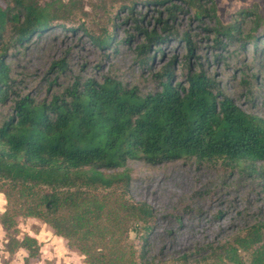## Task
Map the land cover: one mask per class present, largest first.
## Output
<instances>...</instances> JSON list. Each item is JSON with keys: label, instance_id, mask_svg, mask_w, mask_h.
Returning a JSON list of instances; mask_svg holds the SVG:
<instances>
[{"label": "trees", "instance_id": "1", "mask_svg": "<svg viewBox=\"0 0 264 264\" xmlns=\"http://www.w3.org/2000/svg\"><path fill=\"white\" fill-rule=\"evenodd\" d=\"M168 1L153 0V4L158 7ZM6 2L0 6V103L13 96V104L10 116L0 124V193L7 202L0 225L7 235L3 251L8 256L23 249L24 264L38 257L40 246L34 237L17 238L18 219L33 218L65 239L84 264H151L145 246L137 250L127 239L134 225L147 232L154 219L148 205L128 199L131 160L155 165L193 159L220 162L249 175L264 172V122L242 111L201 71L189 73L186 84H174L167 65L152 75L158 87L144 94L114 78L76 77L53 91L49 100L19 96L3 60L9 43L3 46L2 34L9 32L12 45L20 46L31 35L51 28L65 6L43 7L40 0ZM184 4L192 8V19L214 23L211 31L218 46L224 47L221 38L241 46L248 41L254 47L264 39V29L258 32L264 20L252 11L239 12L241 20L224 26L210 0ZM121 9L143 38L136 46L142 67L150 65L151 46L161 53V45L176 38L184 42L183 66L189 68L193 37L188 32L178 34L170 25L182 6L166 5L165 13L157 11L151 29L132 5ZM248 16L253 18L245 34L247 22L242 19ZM90 38L101 49H115L111 36ZM65 67L61 63L58 71ZM54 81L48 86H56ZM263 237L264 225L257 223L243 235L209 245L200 258L184 255L179 260L183 264H210L211 258L227 264H264Z\"/></svg>", "mask_w": 264, "mask_h": 264}, {"label": "rangeland", "instance_id": "2", "mask_svg": "<svg viewBox=\"0 0 264 264\" xmlns=\"http://www.w3.org/2000/svg\"><path fill=\"white\" fill-rule=\"evenodd\" d=\"M184 2L170 0L156 7L153 0H40L43 7L65 6L51 22V28L38 36L31 35L20 46L12 45L9 32L1 37L3 46L9 43L3 60L9 65L14 92L36 101L49 100L53 91L66 87L76 77L98 81L110 77L144 94L158 87L152 75L169 65L172 83L186 84L189 73L201 71L212 77L223 95L242 111L264 122V39L254 47L248 41L241 46V43L232 44L221 38L224 47L218 46L211 31L214 23L192 19L193 10ZM210 2L221 25L241 20L239 12L244 11H252L255 17L264 20V0ZM6 3L0 0V6ZM124 5H132L144 15L148 29L154 27L157 11L165 13L166 5L182 6L183 10L170 25L178 34L188 32L193 37L195 49L188 58L189 68L183 66L184 42L176 38L162 44L161 53L151 46L150 65L142 67L137 60L136 46L143 43V38L134 30L133 22L125 20L127 11L121 9ZM250 18L253 16L242 19L247 22L243 27L245 34L251 25ZM263 29L261 22L258 32ZM90 36H111L115 49H101ZM61 63L66 67L60 73L58 65ZM54 78L56 86L49 87V81ZM12 99L13 96L0 103V124L11 114ZM127 169L128 199L145 203L154 213L147 232L137 224L127 233L134 248L145 246L148 263L183 264L179 259L184 255L200 258L209 245L243 235L257 223L264 225V172L249 175L220 162L193 159L155 165L131 160ZM6 207V199L0 193V215ZM24 235L34 237L40 246L38 257L28 259L27 264H80L83 261L77 251L67 246L65 239L54 235L53 230L38 219H18L17 238ZM6 239L0 225V264H24L27 252L20 249L8 256L3 251ZM208 263L227 264L213 258Z\"/></svg>", "mask_w": 264, "mask_h": 264}, {"label": "crops", "instance_id": "3", "mask_svg": "<svg viewBox=\"0 0 264 264\" xmlns=\"http://www.w3.org/2000/svg\"><path fill=\"white\" fill-rule=\"evenodd\" d=\"M70 253H73V252H70ZM23 258H24V257H23ZM25 258H26V257H25ZM40 258H42V256H41V255H40ZM81 258H83V257H81ZM80 264H84V263H83V261H82Z\"/></svg>", "mask_w": 264, "mask_h": 264}]
</instances>
